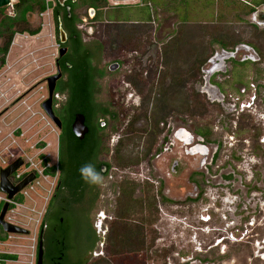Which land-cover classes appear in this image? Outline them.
Masks as SVG:
<instances>
[{"label":"flooded vegetation","instance_id":"flooded-vegetation-1","mask_svg":"<svg viewBox=\"0 0 264 264\" xmlns=\"http://www.w3.org/2000/svg\"><path fill=\"white\" fill-rule=\"evenodd\" d=\"M63 7L68 8L66 3ZM153 7L155 8L154 5ZM154 8H151L148 19L143 22L144 25L140 24L142 18L135 21L136 24L139 23L137 25L109 20L108 6L105 7L106 13L104 17L102 16L101 26L88 29L85 23L87 19L78 16V22L72 27L80 37L76 34L71 37L64 30L67 40L59 46L58 52L64 47L67 51L63 56L58 55L55 58L53 74L61 72L52 100L54 116L59 123L53 122L48 116L52 121L53 129L58 133L54 147L55 165L49 164L53 150L51 143L45 137L36 139L35 136L26 135L28 130H24L23 125L27 119L16 127L20 129H16L17 134L13 131L5 138L7 139L6 155L0 160V171L20 160L21 165L9 175L11 184L15 187L28 177L32 180L25 187L14 192L12 198L8 193L0 190L2 193L0 264H94V261L97 264L99 260L104 261L114 254L121 256L124 264L125 261L129 262L130 255L144 253L148 248L151 252L152 244L155 242L149 232L153 227L151 222L153 217L150 214L148 225L145 212L141 209L139 189H134L130 198H126L119 188L105 196L98 186L64 183L60 166L61 150L67 159L70 154L69 149L73 148L75 153L72 151V155L85 152L91 159L90 163L95 164L97 170L106 166L107 172L103 173L105 177L109 174L111 165L102 160L103 145L112 142L114 138L117 143H123L125 136L135 133L156 139L157 121L160 122L161 133L158 141H154V145L150 148L147 163L148 171L156 173L157 193L161 194L162 199L176 205L205 198L212 201L220 211L218 218L230 227L219 232L217 244H222L227 239H232L234 242L243 240L251 231L247 225L245 229L240 227L243 219L251 217L246 223L253 227L256 221L252 218L253 215L260 212L264 216V168L250 167L245 155H233V153L230 161L220 164L222 145L219 140L211 138V131L197 128L180 116L173 117L175 112H188L189 99L184 100L185 105L179 102L175 105L160 102L161 104L158 105L156 98V94L161 90L165 94L172 91L178 95L179 92L186 97L183 90L191 83L189 97L205 98L207 103L225 113L224 119L227 116L235 117L230 126L237 125L240 117L252 113L260 102L264 103V86L251 80H240L236 83L235 66H246L256 62L251 59L240 61L250 53L242 51L236 58L231 57L224 61L225 71H217L210 76L205 71L211 66L208 62L211 57L217 54L224 56V51L234 52L241 44H248L255 51H259L251 42L231 43L221 39L220 36H215L221 39L218 40L220 44H215L204 60L197 61L198 77L193 71L187 72L184 78L177 77L176 79L181 82L176 83L178 88L175 89H179L176 92L172 88L171 81L167 83L169 82L167 80L172 78L167 71L160 78L163 86L160 82L158 89L160 71H158L157 58L159 55L160 62L169 65L166 61L168 55L170 56L168 44L171 42L168 41L169 38L163 40L161 47L158 48ZM252 8L251 15L259 9L264 10V3L253 5ZM88 9L90 7L87 6ZM0 15V23L15 16L13 6L0 8ZM97 16L98 14H94L91 21L96 22ZM262 21L264 22V14L258 16L256 22L251 21V24L253 23V27H262L258 24ZM11 28L10 24L3 29L0 28V70L5 66L11 48L10 46L5 54V44L11 34ZM78 40L89 56L90 66L86 67V71L73 74L65 71V69L71 70L72 67L65 56L70 53L73 44ZM127 54L131 60L126 62L124 58L126 59ZM124 69L126 71L122 77L115 78ZM79 78L83 80L84 88L79 98L75 100V108H72L71 102L74 101L71 97V86ZM45 82L48 91L47 80ZM109 90L113 94L118 95L121 91V95L130 94L139 99L134 103L136 109L127 126L118 129L115 132L116 136L113 133L107 134L106 130L116 128L111 122L125 116L122 113L125 105L120 102L118 104L117 101L109 103L106 98L101 99L108 95ZM48 97L49 94L41 102V107ZM145 97H148L147 100ZM20 99L0 111V117L10 111ZM77 114L84 116V124L87 128L83 139H80L73 130ZM225 126H228V123L224 120L223 127ZM261 140L264 143V138ZM28 148L35 150L30 153L36 157L28 159L26 151ZM241 157L243 159H240ZM37 158L41 159L39 164L36 163ZM242 162L245 163V167H238L237 163ZM53 166L57 168L53 187L46 188L47 194L41 193L43 198L41 200L28 199L30 192L37 189L35 184L41 174L53 175ZM5 206L6 210L2 214ZM203 216L200 215L201 220ZM231 234H234V238L230 237ZM112 239L118 243L115 242L116 247L113 246ZM261 256L264 258V252ZM191 264L216 263L204 256L194 259Z\"/></svg>","mask_w":264,"mask_h":264},{"label":"rangeland","instance_id":"rangeland-1","mask_svg":"<svg viewBox=\"0 0 264 264\" xmlns=\"http://www.w3.org/2000/svg\"><path fill=\"white\" fill-rule=\"evenodd\" d=\"M258 1L144 0L142 2L141 0H131L115 3L109 0L107 18L115 22L137 25L139 23L136 24L135 21L148 18L151 8H154L153 5L155 6L158 48L161 47L160 44L163 40L169 38L168 41L171 42L168 44L170 56L168 55L166 61L169 62V65L160 62L159 55L157 58L158 71H160L158 89H160V82L163 86L160 78L167 71L172 77L167 80L169 81L167 83L171 81L172 88L176 92L179 91V89H175L178 88L176 83L181 82L176 79L177 77L184 78L189 71L196 72V77H198L197 61L204 60L211 48L215 44H220L219 39L215 36H220L221 39H226L231 43L251 42L257 48L259 60L256 63L235 66L236 83H239L240 80H251L264 86V27H253V23L251 24L252 6L260 5L262 1L255 4ZM92 10V8L87 10V6H82V4H79L76 10L81 19H87L85 23L88 29L101 26L102 16L104 17L106 13L105 8L99 11L94 10V12ZM94 14H98L96 22L91 21ZM28 21L33 28L41 27V32L34 36L28 33H17L6 58L5 66L0 70V111L21 98L10 111L0 117V160L6 155L7 139L5 138L13 131H15L14 134H17L16 127L27 119L23 125L24 130H28L26 135L35 136L36 139L45 137L51 143L53 150H51L52 158L49 164L55 165L54 147L57 143L58 133L52 125L48 124L45 119L46 113L41 107V102L48 96L45 81L47 77L55 73L54 62L59 55L57 49L59 43L57 42L52 8L43 13L36 10L29 15ZM140 21L141 25L145 24L143 19ZM162 46L164 47V45ZM162 51L164 52V49ZM124 60L127 62L131 58L128 55ZM125 71L126 69L115 78L120 79ZM190 85L191 83L187 85L188 88L183 90L186 97L180 95L179 92H177L178 96L175 92L171 91L165 94L161 90L156 94L157 104L160 105V102L173 105L178 102L183 104L184 100L188 98V112L178 111L174 113L173 117L180 116L188 123L196 125L197 128L210 130L211 138L219 140L222 145L220 164L230 161L233 153V155H245L250 167L264 168V143L261 142V138H264V103L260 102L252 113H246L240 117L237 125L230 126L235 117L227 116L224 119L223 114L225 113L219 108L211 106L205 98L201 96L189 97L191 94L189 92ZM27 92H29L28 95L23 97ZM105 98L109 103L117 101L118 104L120 102L125 105V110L122 112L125 116L111 122V125L116 128L106 130L107 134L113 133L116 136L115 132L118 129L127 126L134 109H136L134 103L139 99L130 96V94L121 95V91L118 95L117 93L113 94L110 90L107 96L101 97L103 100ZM145 98L147 100L148 97ZM224 120L227 121L228 126L223 127ZM159 124L160 122L157 121L156 139L135 133L125 136L123 143H117L114 138L112 142L103 145L102 160L111 165V170L105 176L104 186L100 187L102 194L106 196L119 188L126 198H130L132 191L139 189L142 200L140 205L145 212L148 225L150 214L153 217V221H151L153 227L149 231L155 240L152 244L153 250L149 252L148 248L144 253L130 255L129 262L125 261L124 264H191L194 259L204 256L215 261L216 264H264V258L261 256L264 252V216L260 212L252 217L256 220L253 227L246 223L251 217L243 219L240 227L245 229V225H247L251 229L249 235L243 240L234 242L232 239H227L222 244H217L219 232L230 227L218 218L220 211L212 201L205 198L200 201L176 205V203L166 202L161 198V194L157 193L156 173L148 171L147 161L150 148L154 145V141H158L161 133ZM232 137L233 139H231ZM26 151L28 159L36 157L30 153V151L34 152V149L28 148ZM40 162L41 159L36 161L37 164ZM238 163V167H245L244 162ZM55 181L54 175L41 174L39 181L35 184L37 189L30 192L28 199H43L41 193L47 194L46 188L51 189ZM0 196H2L1 191ZM109 208L111 209V207ZM200 215L206 217L209 215L212 219L209 222H203ZM220 227L223 228L219 229ZM148 228L149 226H147ZM115 242L116 240L112 239L114 247L118 244ZM222 248L225 249L222 250ZM122 262V257L114 254L104 261L99 260L97 264H122Z\"/></svg>","mask_w":264,"mask_h":264},{"label":"trees","instance_id":"trees-1","mask_svg":"<svg viewBox=\"0 0 264 264\" xmlns=\"http://www.w3.org/2000/svg\"><path fill=\"white\" fill-rule=\"evenodd\" d=\"M144 2V0H141ZM261 3H264V0ZM259 1L255 4H259ZM109 0H77L74 2L73 0L66 1L68 7H70V14L67 8L58 4L57 0L47 1V0H19L17 3L13 5L15 16L9 17L8 20H3L0 23V28L5 27L6 25H11V34L8 36L5 44V54H7L10 46L12 45L14 36L17 33H28L30 35H37L41 32V27L33 28L29 25V21L27 15L34 13L36 10L40 13L47 11L49 8H52L53 12V20L55 23V29L57 34V42L61 45L60 40L58 38L59 34V25L62 24L63 29L72 37L73 34H76L80 37L72 27L75 23L78 22L77 8L79 4L82 6H88L93 8L94 10H100L108 6ZM145 22L148 18H142ZM219 40H221L219 38ZM66 59L70 61L72 67L71 70L65 69L67 72H71L73 74H77L78 72L86 71V67L89 68L90 61L89 56L86 54L84 47L80 40L73 44L70 53L66 56ZM83 80L81 78L75 80L71 86V97L74 102H71L72 108H75V100L79 98L81 91L83 90ZM98 147V145H96ZM97 147L95 151L97 150ZM75 153L74 149H69V157L66 159L63 150H61V169L63 171L64 183L71 185H84L87 184L81 178L79 173V169L82 165L86 163H90L91 159L87 156V154L77 152L76 155H72ZM68 160V164L66 165V161ZM56 166L52 167V174L56 173Z\"/></svg>","mask_w":264,"mask_h":264},{"label":"water","instance_id":"water-1","mask_svg":"<svg viewBox=\"0 0 264 264\" xmlns=\"http://www.w3.org/2000/svg\"><path fill=\"white\" fill-rule=\"evenodd\" d=\"M66 1L68 0H57L58 4L61 6H64ZM74 2L77 0H73ZM113 1L115 3L118 2H124V1H131V0H110ZM13 6V4L11 3V0H0V8H4V7H9L11 8ZM67 10L69 11V17L71 16L70 14V7L67 8ZM94 12V10H92ZM264 14V10L259 9L255 12H253V14L251 15V21L252 22H256V18L258 16H262ZM258 24L260 26H264V22H258ZM59 40L60 43H65L67 40V35L66 32L64 31L62 24L60 23L59 25ZM67 51V48H61L59 50V55L63 56ZM242 51H246V52H250L248 55H245L243 58L240 59V61H244L247 59H251L253 62H256L259 60V56L258 53L255 51V49L251 46H249L248 44H241L239 45L236 50L234 52H226L224 51V56H222L221 54H217L216 56H213L209 59V63L211 64V66L209 67V69H207L205 72L208 74V76H210L211 74H213L214 72L217 71H225V65H224V61L226 59H229L231 57L236 58L237 55L242 52ZM113 69H115V67H112ZM61 77V72H59L56 75L53 76H49L46 80H47V84H48V94L49 97L43 102L42 104V108L45 111V113L53 120V122L57 123L58 119L54 116V112L52 109V100H53V94H54V90H55V86H56V82L57 80ZM208 80V78H207ZM209 81V80H208ZM217 91L218 88L216 87ZM213 100V98H212ZM59 123V122H58ZM73 130L75 132V134L80 138L83 139L84 133L87 131V128L84 124V116L82 114H77L73 123ZM21 165V161L19 160L18 162L8 166L7 168H4L0 171V190L3 193H8L9 197L12 198V195L14 194V192L19 191L20 189H22L23 187H25L27 184H29L32 180L31 177H28V179H26L25 181H23L22 183H20L18 186H13L9 180V175L14 172L19 166ZM103 170V173L107 172V167L106 166H102L101 168ZM6 210V206L4 207L3 213Z\"/></svg>","mask_w":264,"mask_h":264},{"label":"clouds","instance_id":"clouds-1","mask_svg":"<svg viewBox=\"0 0 264 264\" xmlns=\"http://www.w3.org/2000/svg\"><path fill=\"white\" fill-rule=\"evenodd\" d=\"M81 178L90 186L103 187L105 184V177L103 175V170H97L95 164L86 163L82 165L79 169Z\"/></svg>","mask_w":264,"mask_h":264},{"label":"built area","instance_id":"built-area-1","mask_svg":"<svg viewBox=\"0 0 264 264\" xmlns=\"http://www.w3.org/2000/svg\"><path fill=\"white\" fill-rule=\"evenodd\" d=\"M17 1H19V0H11V3L14 5V2H17ZM59 46H60V44L57 45V49L59 48ZM45 119H47L48 124L52 125V121H51V119L48 117L47 114H46V116H45ZM209 219H210V216H209V215H208L207 217H206V216H203V221H204V222H207ZM230 237H231V238H234V234H231Z\"/></svg>","mask_w":264,"mask_h":264}]
</instances>
